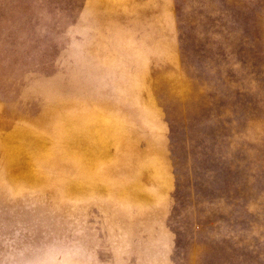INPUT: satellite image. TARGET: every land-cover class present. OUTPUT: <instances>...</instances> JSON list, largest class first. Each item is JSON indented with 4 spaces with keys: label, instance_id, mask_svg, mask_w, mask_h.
I'll list each match as a JSON object with an SVG mask.
<instances>
[{
    "label": "rangeland",
    "instance_id": "obj_1",
    "mask_svg": "<svg viewBox=\"0 0 264 264\" xmlns=\"http://www.w3.org/2000/svg\"><path fill=\"white\" fill-rule=\"evenodd\" d=\"M0 264H264V0H0Z\"/></svg>",
    "mask_w": 264,
    "mask_h": 264
}]
</instances>
